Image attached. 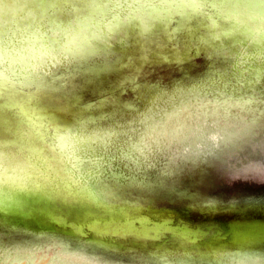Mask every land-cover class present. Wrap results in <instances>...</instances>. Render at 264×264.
<instances>
[{"label": "rangeland", "instance_id": "obj_1", "mask_svg": "<svg viewBox=\"0 0 264 264\" xmlns=\"http://www.w3.org/2000/svg\"><path fill=\"white\" fill-rule=\"evenodd\" d=\"M169 2L174 16L149 11L60 126H71L59 133L64 140L82 133L75 170L88 180L99 178L109 201L193 221L215 208L264 203L260 11L224 0ZM177 124L183 132L167 139ZM216 133L227 139L220 140L215 155L195 154L197 143ZM0 252V264H232V254L238 253L224 251L218 260L200 251L107 248L32 233L1 218ZM247 254L262 256L264 249Z\"/></svg>", "mask_w": 264, "mask_h": 264}, {"label": "water", "instance_id": "obj_2", "mask_svg": "<svg viewBox=\"0 0 264 264\" xmlns=\"http://www.w3.org/2000/svg\"><path fill=\"white\" fill-rule=\"evenodd\" d=\"M172 5L169 0H108L103 8L90 4L87 12L66 19L51 3L0 0V31L8 44L28 42L27 48H5L0 56V77L17 86L0 92L3 221L32 233L129 251L217 255L264 249V203L215 208L199 221L114 203L99 189V178L77 174L79 157L66 150L64 137L56 135L53 144L49 136L65 124L149 11L173 17ZM74 26L86 45L84 57L61 63L58 53L67 54V40L55 44L51 37H67Z\"/></svg>", "mask_w": 264, "mask_h": 264}, {"label": "snow or ice", "instance_id": "obj_3", "mask_svg": "<svg viewBox=\"0 0 264 264\" xmlns=\"http://www.w3.org/2000/svg\"><path fill=\"white\" fill-rule=\"evenodd\" d=\"M40 2L44 5L49 3L54 4L62 8L63 13L66 19H72L73 16L79 15L82 12H87L89 9V5L92 4L95 7L103 8L108 0H40ZM188 3L195 4L199 2V0H187ZM225 3H236L238 5L247 7V8H258L260 10V20L261 25L264 27V0H224ZM78 28L74 26L73 30L68 33L67 37H51V40L55 44L63 45L64 41L67 40V45L65 46L66 55L64 53H58L59 60L61 63L67 61L68 63H73L77 59H82L84 57L86 51V45L83 41L78 39ZM77 33V35H73V33ZM48 40L45 39L44 43L47 44ZM28 47V42L23 40H16L12 45L8 44L7 39L4 37L3 32L0 31V56L4 55V49L8 48L11 51L12 48H16L18 50L25 49ZM55 59V58H54ZM5 68L7 67V63L3 65ZM38 75V73H36ZM17 86L11 84L9 81L0 77V92H4L5 90L15 89ZM28 91H32L29 89ZM37 94L47 95V93L43 89H36ZM76 124H79V120L76 121ZM74 126V125H73ZM71 126L65 127H56L55 134L50 131L49 136L52 137L53 144L55 143L56 135L59 133L69 132ZM205 128L207 124L205 123ZM82 133L79 131L77 133L71 134L65 140V148L67 151H71L76 155H79L83 150V145L81 143ZM201 136H203V130H201ZM224 139L219 135H213L211 137H207V139H201L199 143H197V154H209L215 155L214 149L219 147V141ZM211 141V145L207 141ZM5 148L4 145L0 144V151ZM19 156V153H17ZM256 158V157H254ZM5 161L0 158V167L3 166ZM239 195H244V193H239ZM2 206H0V212H2ZM224 253L221 252L217 254V259H223ZM0 256H2V252H0ZM232 264H264V255L262 256H253L251 254L244 253L243 251L239 253L232 254Z\"/></svg>", "mask_w": 264, "mask_h": 264}, {"label": "bare ground", "instance_id": "obj_4", "mask_svg": "<svg viewBox=\"0 0 264 264\" xmlns=\"http://www.w3.org/2000/svg\"><path fill=\"white\" fill-rule=\"evenodd\" d=\"M242 76H243V75H242ZM231 101H232V100H231ZM233 101H235V100H233ZM242 102H244V101H242ZM205 103H206V102H205ZM222 103H223V102H222ZM196 104H197V103H196ZM215 104H216V103H215ZM219 104H220V103H219ZM224 104H225V103H224ZM226 105H227V104H226ZM193 106H195V105H193ZM197 106H198V104H197ZM199 106H200V105H199ZM207 106H208V105H207ZM221 106H222V104H221ZM221 106H220V107H221ZM202 107H203V106H202ZM208 107H209V106H208ZM246 107H247V106H246ZM189 108H190V106H189ZM211 108H212V107H211ZM223 108H224V106H223ZM180 109H181V108H180ZM204 109H205V108H204ZM236 109H237V108H236ZM242 109H243V108H242ZM183 110H184V108H183ZM192 110H193V109H192ZM229 110H230V109H229ZM229 110H228V111H229ZM199 111H200V110H199ZM211 111H212V110H211ZM218 111H219V110H218ZM218 111H217V112H218ZM235 111H236V110H235ZM177 112H178V111H177ZM191 112H192V111H191ZM221 112H222V111H221ZM182 113H183V112H182ZM226 113H227V111H226ZM186 114H187V112H186ZM193 114H194V113H193ZM193 114H192V115H193ZM198 114H199V113H198ZM217 114H218V113H217ZM172 115H173V114H172ZM181 115H183V114H181ZM196 115H197V114H196ZM209 115H210V114H209ZM227 115H228V114H227ZM170 116H171V115H170ZM173 116H174V115H173ZM187 116H188V114H187ZM206 116H207V115H206ZM212 116H213V114H212ZM167 117H168V116H167ZM167 117H166V118H167ZM183 117H184V116H183ZM177 118H178V117H177ZM184 118H185V117H184ZM192 118H194V117L192 116ZM171 120H173V119H171ZM189 120H190V119H189ZM163 122H164V121H163ZM165 122H166V121H165ZM171 123H172V122H171ZM171 123H170V124H171ZM201 123H202V122H201ZM174 124H175V123H174ZM185 124H186V123H185ZM177 125H178V126H175V125H174V127L172 126V127H173L172 130L170 129V130H171V135L166 136L167 133L165 132L166 135H163V136H166V138L169 139V140L173 139V138L177 135L176 133H178L179 131L182 130V127H181L182 125H181V126H179V124H177ZM193 125H194V124H193ZM195 125H196V124H195ZM199 125H200V122H199ZM169 126H170V125H169ZM169 126H168V127L166 126V128H169ZM156 127H157V126H156ZM158 127H159V126H158ZM191 127H193L192 130L195 132L194 126H191ZM196 127H197V126H196ZM170 128H171V127H170ZM180 128H181V129H180ZM186 128H187V127H186ZM199 128H202V127H199ZM159 129H160V128H159ZM183 129H185V128H183ZM154 130H155V129H154ZM160 130H161V129H160ZM192 130H191V131H192ZM198 130H199V129H198ZM150 131H151V130H150ZM152 131H153V130H152ZM158 131H159V130H158ZM161 131H163V130H161ZM164 131H165V130H164ZM164 131H163V132H164ZM166 131H167V130H166ZM188 131H189V130H188ZM188 131H187V132H188ZM193 131H192V132H193ZM163 132H162V133H163ZM181 132H183V131H181ZM184 132H185V131H184ZM189 132H190V131H189ZM196 132H197V130H196ZM198 132H200V131H198ZM151 133H152V132H151ZM154 133H155V132H154ZM157 133H158V132H157ZM200 133H201V132H200ZM163 134H164V133H163ZM179 134H180V133H179ZM150 135H151V134H150ZM150 135H149V136H150ZM157 135H159V134H157ZM182 135H183V134H182ZM198 135H200V134H198ZM216 135H218V133H216ZM144 137H145V136H144ZM152 137H153V136H152ZM154 137H156V136H154ZM157 137H158V136H157ZM179 137H180V136H179ZM149 138H150V137H149ZM158 138H159V137H158ZM176 138H177V136H176ZM181 138H182V137H181ZM145 139H146V138H145ZM183 139H184V138H183ZM159 140H161V139H159ZM156 141H157V140H156ZM164 141H165V140H164ZM149 142H150V141H149ZM157 142H158V141H157ZM157 142H156V143H157ZM165 142H166V141H165ZM165 142H164V143H165ZM152 144H153V143H152ZM158 144H159V143H158ZM146 145H147V144H146ZM150 146H151V145H150ZM153 146H154V145H153ZM148 148H149V147H148ZM67 154L70 155L69 152H67ZM29 167H30V164L28 165L27 168H29ZM27 168L25 169V171L27 170ZM131 179H132V178H131ZM138 181H139V180H138ZM140 182H141V181H140ZM141 183H142V182H141Z\"/></svg>", "mask_w": 264, "mask_h": 264}]
</instances>
